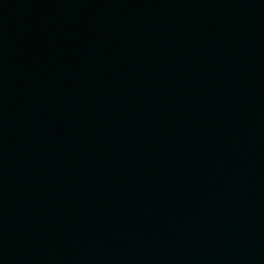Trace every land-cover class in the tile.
Segmentation results:
<instances>
[{
    "label": "water",
    "instance_id": "1",
    "mask_svg": "<svg viewBox=\"0 0 264 264\" xmlns=\"http://www.w3.org/2000/svg\"><path fill=\"white\" fill-rule=\"evenodd\" d=\"M0 264H264V0H0Z\"/></svg>",
    "mask_w": 264,
    "mask_h": 264
}]
</instances>
